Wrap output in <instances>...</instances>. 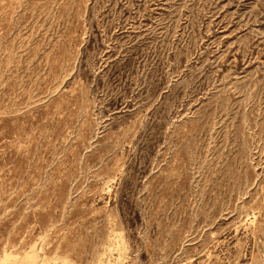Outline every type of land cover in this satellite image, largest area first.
<instances>
[{
    "label": "rangeland",
    "instance_id": "1",
    "mask_svg": "<svg viewBox=\"0 0 264 264\" xmlns=\"http://www.w3.org/2000/svg\"><path fill=\"white\" fill-rule=\"evenodd\" d=\"M0 264H264V0H0Z\"/></svg>",
    "mask_w": 264,
    "mask_h": 264
}]
</instances>
